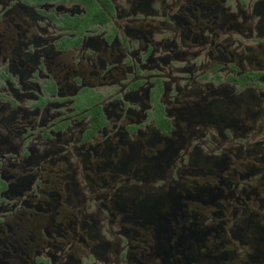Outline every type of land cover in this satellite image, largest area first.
Wrapping results in <instances>:
<instances>
[{
    "label": "flooded vegetation",
    "instance_id": "obj_1",
    "mask_svg": "<svg viewBox=\"0 0 264 264\" xmlns=\"http://www.w3.org/2000/svg\"><path fill=\"white\" fill-rule=\"evenodd\" d=\"M0 264H264V0H0Z\"/></svg>",
    "mask_w": 264,
    "mask_h": 264
}]
</instances>
